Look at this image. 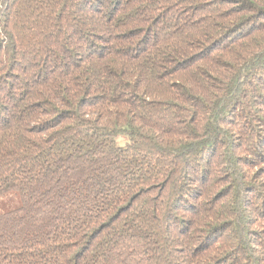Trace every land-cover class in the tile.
<instances>
[{
  "label": "trees",
  "instance_id": "obj_1",
  "mask_svg": "<svg viewBox=\"0 0 264 264\" xmlns=\"http://www.w3.org/2000/svg\"><path fill=\"white\" fill-rule=\"evenodd\" d=\"M0 264H264V0H0Z\"/></svg>",
  "mask_w": 264,
  "mask_h": 264
},
{
  "label": "rangeland",
  "instance_id": "obj_2",
  "mask_svg": "<svg viewBox=\"0 0 264 264\" xmlns=\"http://www.w3.org/2000/svg\"><path fill=\"white\" fill-rule=\"evenodd\" d=\"M21 205L20 195L17 192H11L8 195L0 197V212H7L19 208Z\"/></svg>",
  "mask_w": 264,
  "mask_h": 264
}]
</instances>
